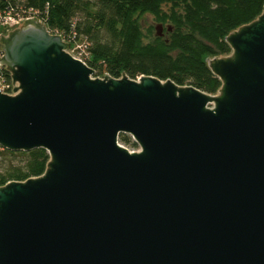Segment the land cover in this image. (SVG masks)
<instances>
[{"label": "water", "instance_id": "obj_1", "mask_svg": "<svg viewBox=\"0 0 264 264\" xmlns=\"http://www.w3.org/2000/svg\"><path fill=\"white\" fill-rule=\"evenodd\" d=\"M226 41L213 95L96 76L35 18L1 34L0 147L51 159L0 187V264H264V11Z\"/></svg>", "mask_w": 264, "mask_h": 264}, {"label": "trees", "instance_id": "obj_2", "mask_svg": "<svg viewBox=\"0 0 264 264\" xmlns=\"http://www.w3.org/2000/svg\"><path fill=\"white\" fill-rule=\"evenodd\" d=\"M263 11L264 0H0V17L34 16L71 45L86 42V62L96 76L153 75L213 95L222 82L208 59L230 55L227 36ZM147 15L167 26L166 37L154 34L146 41L141 20ZM120 142L139 148L127 134ZM50 159L42 148L0 147V187L43 175Z\"/></svg>", "mask_w": 264, "mask_h": 264}, {"label": "built area", "instance_id": "obj_3", "mask_svg": "<svg viewBox=\"0 0 264 264\" xmlns=\"http://www.w3.org/2000/svg\"><path fill=\"white\" fill-rule=\"evenodd\" d=\"M28 18H35L37 20L44 22L42 19H38L34 16H28ZM28 18H22L19 16L14 17L11 14H7L4 17H0V35L1 34L6 35L8 31L11 30V28L17 26L22 21L28 20ZM68 51L75 58L82 60L83 62H86V56L88 54L86 42H83L82 44L80 43L72 44ZM3 56L4 54L0 52V59H2ZM14 88H15V84H13L12 74H10V72L7 71L6 66L0 62V91L7 95H14L16 94L14 92ZM133 150L136 151L138 149H133Z\"/></svg>", "mask_w": 264, "mask_h": 264}, {"label": "rangeland", "instance_id": "obj_4", "mask_svg": "<svg viewBox=\"0 0 264 264\" xmlns=\"http://www.w3.org/2000/svg\"><path fill=\"white\" fill-rule=\"evenodd\" d=\"M141 23L143 24V28L145 31V35H149L146 38V41L151 40L153 38V36H155L154 34H156V27L159 25V23L156 22V20L154 19V17H152L151 15H147L144 16L141 20ZM17 26H14L11 29L16 28ZM150 29H153L152 33L150 32ZM167 30V26H164V34L166 33ZM151 35V36H150ZM167 35L165 34L164 37H166ZM135 148H131L130 150H133Z\"/></svg>", "mask_w": 264, "mask_h": 264}]
</instances>
